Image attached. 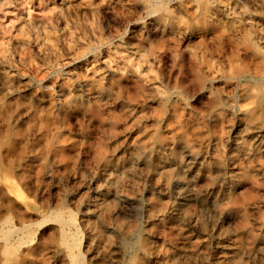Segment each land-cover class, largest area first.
Wrapping results in <instances>:
<instances>
[{
  "label": "rangeland",
  "instance_id": "374dc122",
  "mask_svg": "<svg viewBox=\"0 0 264 264\" xmlns=\"http://www.w3.org/2000/svg\"><path fill=\"white\" fill-rule=\"evenodd\" d=\"M156 1L0 0V264H264V0Z\"/></svg>",
  "mask_w": 264,
  "mask_h": 264
},
{
  "label": "bare ground",
  "instance_id": "6f19581e",
  "mask_svg": "<svg viewBox=\"0 0 264 264\" xmlns=\"http://www.w3.org/2000/svg\"><path fill=\"white\" fill-rule=\"evenodd\" d=\"M158 4H156V5H161V3H162V0H158V1H156ZM151 4V3H150ZM189 198V197H188ZM191 200V199H190ZM179 201V200H178ZM69 218V220L67 219L66 221H64L63 219H62V217L61 218H57V221L59 222V223H61V224H63L64 226L65 225H69V226H74L75 225V221H73L72 219H70V217H68ZM64 226H62V229H63V227ZM68 227V226H67ZM75 228H76V225L74 226ZM68 228H71V227H68ZM63 233H64V231H63ZM64 237V236H63ZM66 237V236H65ZM66 240V239H65ZM73 244H74V242H72V244H71V246H73ZM78 243H75L74 244V246L75 247H77L78 245H77ZM70 245V244H69ZM70 246V247H71ZM73 246V247H74ZM69 247V246H68ZM78 248V247H77ZM70 249V248H69ZM79 249V248H78ZM72 250V249H71ZM78 251V250H77ZM72 252V251H71ZM67 254V253H66ZM70 254V253H69ZM81 254V253H80ZM79 253H77V254H73L72 256V258H73V264H78V263H80V261H81V255H80ZM71 257H70V259H72ZM81 264V263H80Z\"/></svg>",
  "mask_w": 264,
  "mask_h": 264
}]
</instances>
